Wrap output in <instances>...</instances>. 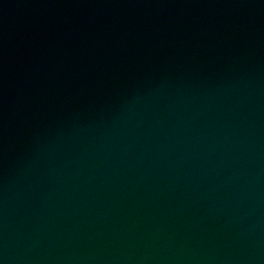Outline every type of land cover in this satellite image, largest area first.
<instances>
[{"label": "water", "instance_id": "obj_1", "mask_svg": "<svg viewBox=\"0 0 264 264\" xmlns=\"http://www.w3.org/2000/svg\"><path fill=\"white\" fill-rule=\"evenodd\" d=\"M0 264H264V0H0Z\"/></svg>", "mask_w": 264, "mask_h": 264}]
</instances>
